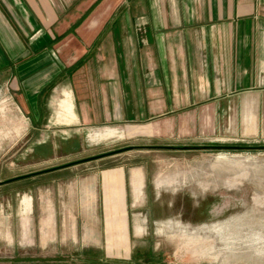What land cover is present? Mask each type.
Segmentation results:
<instances>
[{
    "label": "crops",
    "instance_id": "0c3cea01",
    "mask_svg": "<svg viewBox=\"0 0 264 264\" xmlns=\"http://www.w3.org/2000/svg\"><path fill=\"white\" fill-rule=\"evenodd\" d=\"M35 30L41 36L25 45L18 33ZM9 61L17 100L35 124L48 102L43 93L57 79L62 124L121 123L134 130L128 137L207 140L226 113H264V0H0V64ZM87 179L83 208L97 204L99 188L105 253L120 254L129 240L127 184L137 197L131 174L103 170ZM34 191L25 189L26 219L12 228L18 246L35 238ZM38 225L44 242L53 224Z\"/></svg>",
    "mask_w": 264,
    "mask_h": 264
},
{
    "label": "rangeland",
    "instance_id": "374dc122",
    "mask_svg": "<svg viewBox=\"0 0 264 264\" xmlns=\"http://www.w3.org/2000/svg\"><path fill=\"white\" fill-rule=\"evenodd\" d=\"M41 33L18 35L30 45ZM14 72L11 61L0 64V180L20 177L0 186V264H264V113L223 114L219 132L207 140L128 137L134 130L123 131L121 123L62 124L56 79L43 93L48 102L35 124L17 100ZM107 130L118 135L106 136ZM115 169L131 174L137 197L127 184L129 240L111 255L99 188L90 208L94 224L81 190L90 175ZM29 186L35 238L18 246L12 228L26 219ZM17 188L24 190L18 198ZM40 219L57 226L44 242Z\"/></svg>",
    "mask_w": 264,
    "mask_h": 264
},
{
    "label": "water",
    "instance_id": "95a60500",
    "mask_svg": "<svg viewBox=\"0 0 264 264\" xmlns=\"http://www.w3.org/2000/svg\"><path fill=\"white\" fill-rule=\"evenodd\" d=\"M135 147H137V146H135V145H133V146H129V147H127V148H135ZM160 147H163V146H160ZM203 147H208V146H203ZM213 147H215V148H222V147H229V146H220V145H217V146H213ZM90 158H94V157H90ZM62 166H65V164L64 165H62Z\"/></svg>",
    "mask_w": 264,
    "mask_h": 264
}]
</instances>
